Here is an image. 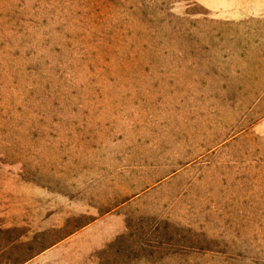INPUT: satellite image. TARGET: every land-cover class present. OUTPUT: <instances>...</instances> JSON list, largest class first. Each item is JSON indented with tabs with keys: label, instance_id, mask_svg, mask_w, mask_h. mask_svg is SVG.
<instances>
[{
	"label": "rangeland",
	"instance_id": "rangeland-1",
	"mask_svg": "<svg viewBox=\"0 0 264 264\" xmlns=\"http://www.w3.org/2000/svg\"><path fill=\"white\" fill-rule=\"evenodd\" d=\"M264 264V0H0V264Z\"/></svg>",
	"mask_w": 264,
	"mask_h": 264
},
{
	"label": "crops",
	"instance_id": "crops-1",
	"mask_svg": "<svg viewBox=\"0 0 264 264\" xmlns=\"http://www.w3.org/2000/svg\"><path fill=\"white\" fill-rule=\"evenodd\" d=\"M40 253H36L34 254L32 257H29L27 259H24L23 261L20 262V264H37L35 263L36 261H38L37 259L40 258Z\"/></svg>",
	"mask_w": 264,
	"mask_h": 264
}]
</instances>
